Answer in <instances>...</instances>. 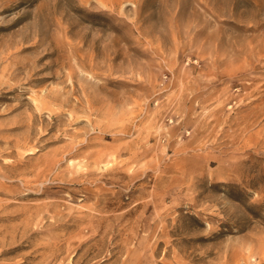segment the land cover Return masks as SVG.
<instances>
[{"label": "rangeland", "instance_id": "rangeland-1", "mask_svg": "<svg viewBox=\"0 0 264 264\" xmlns=\"http://www.w3.org/2000/svg\"><path fill=\"white\" fill-rule=\"evenodd\" d=\"M0 264H264V0H0Z\"/></svg>", "mask_w": 264, "mask_h": 264}]
</instances>
